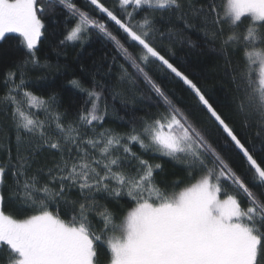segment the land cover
I'll use <instances>...</instances> for the list:
<instances>
[{
	"label": "snow or ice",
	"instance_id": "1",
	"mask_svg": "<svg viewBox=\"0 0 264 264\" xmlns=\"http://www.w3.org/2000/svg\"><path fill=\"white\" fill-rule=\"evenodd\" d=\"M91 6L92 11L98 10L114 22L119 37L73 0H47L46 4L40 0H0V39L6 33H17L19 44L26 49L17 66L20 83L2 98L5 105L13 106L17 155L15 163L9 159L0 164V185L5 184L11 170L8 199L32 213L16 219L0 207V264H98V248L105 245L110 253L108 264H264V199L153 77V72L173 77L191 90L223 134V146L242 154L252 173L250 182L264 192V166L253 155L264 153V136L258 133L260 144L246 147L206 94L172 62L171 49L166 56L155 43L157 35L183 42V33L189 30L199 31L209 44L219 40L238 93V109L246 118L255 114L264 131V47L257 46L264 45V0H226L223 11L217 0H119L127 19L101 0H85V7ZM128 6L134 11H127ZM57 7L67 10L76 21L66 41H79L83 34L97 30L133 70L129 72L122 64L121 81L135 88L142 80L165 111L127 134H113L109 129L95 132L94 122L103 121L108 113L106 102L103 112L100 109L103 92L96 90L103 86L94 81L88 89L74 79L72 86L86 92L88 99L77 120L67 125L61 114L52 110L55 96L46 100L29 91L22 93L27 108L48 114V127L54 123L60 134L56 139L46 135V122L21 110L22 100L17 95L25 87L27 66L39 65L36 49L44 35V16L54 14ZM136 10L145 11L138 21ZM157 12L167 13L159 17L170 25L165 31L157 27ZM244 18L249 23L242 28ZM176 22L182 24L180 29L175 28ZM225 26L231 33L226 38ZM126 43L136 51H130ZM237 53L243 65L232 68L230 56ZM15 75L7 73L5 84ZM89 128L94 135H88ZM135 145L144 155L152 153L185 165L190 170L185 179L195 182L166 193L156 178L162 165L133 152ZM45 148L59 152V160L47 171L41 167L30 175L32 164ZM41 176H47L43 183ZM182 183L184 179H177L171 185L175 188ZM101 193L113 201L127 197L132 203L119 223L116 212L97 201ZM241 196L247 207L242 205ZM4 200L0 190V202ZM62 212L71 213V219H62ZM93 213L102 224L98 231L94 230Z\"/></svg>",
	"mask_w": 264,
	"mask_h": 264
},
{
	"label": "trees",
	"instance_id": "2",
	"mask_svg": "<svg viewBox=\"0 0 264 264\" xmlns=\"http://www.w3.org/2000/svg\"><path fill=\"white\" fill-rule=\"evenodd\" d=\"M82 10L89 12L95 19L107 24L110 31L118 37L120 33L114 22H109L106 14L99 11H92L91 7H85V0H73ZM41 4H46L40 0ZM106 7L123 19H127L123 9L119 6V0H101ZM226 0H217V4L221 6ZM146 10V6H143ZM127 11L133 12L132 6L127 7ZM135 20H140L145 15V11L136 10L134 12ZM157 17V27L161 31H165L170 25L165 21H161V15L167 16L166 12L155 13ZM135 22V21H133ZM44 35L37 45L36 56L39 58V65L33 66L29 64L24 72L25 87L19 90L18 100H22L21 110L30 113L34 118L44 120L46 127V135L56 139L60 134L55 130V124L52 123L48 127V114L40 109L29 110L26 100L22 99V93L29 91L32 94L48 99L55 96V104L52 110L59 112L63 118V123L75 122L78 113L85 108V101L88 99L86 92L72 86L70 81L78 80L84 88L91 89L93 82L102 85L97 91H102L104 99L100 101V109L103 112L105 102L108 105V113L103 121L94 122L95 132L109 129L113 134H127L133 127L140 129L143 122L150 121L165 111L162 103L158 101L155 94L151 93L142 80L137 82L135 88L129 83L121 81V65L128 68L129 72L133 70L127 65L124 59L118 54L112 42L105 39L97 30H91L82 35L79 41H66L67 32L75 25L76 21L71 18L67 10L57 7L53 13H46L44 16ZM249 23V19H243V26ZM175 28L180 29L182 24L175 23ZM231 33L225 26V38ZM184 41L179 39L169 40L167 38L160 39L157 35L156 46L162 51V54L169 55V49L174 53L172 62L183 71L189 79L206 94L210 103L216 108L221 116L232 126L246 147L251 149L253 144H260V136H264L261 125L257 122L258 117L253 114L246 118L237 106V95L235 86L231 78V69L226 64L225 55L220 51V41L214 45L207 43L199 31L189 30L183 33ZM122 42L123 38L121 37ZM191 40L192 44H188L187 40ZM64 41V43H61ZM126 47L132 52L136 48L130 43H126ZM264 47V45H257ZM26 56V49L19 44V36L17 33H6L5 38L0 39V164H4L11 159L15 163L17 155L16 131L11 119L12 105H5L3 96L8 89L16 88V84L20 83V74L18 64ZM232 68L243 65L240 54L230 56ZM257 68V72H258ZM9 72H16L12 81L5 84V76ZM154 79L165 89L173 102L182 108L194 126L200 128L208 136L210 142L217 147L225 160L235 170V172L248 183L258 195L264 199V192L259 187H255L251 182V171L248 169L245 158L242 154L234 149L225 148L223 134L216 125L209 120L206 110L200 106L196 97L187 86L181 81L170 76H163L158 72H153ZM13 94H17L15 91ZM90 103L87 107H90ZM83 132L84 129H81ZM88 135H94L92 128L87 129ZM27 147V146H25ZM24 151V149H21ZM132 151L141 155L143 159L149 160L151 163H159L162 165V171L156 173L158 184L162 190L170 194L173 191H179L188 183H194L195 179L188 181L186 178L190 171L185 165L171 160L168 157H161L143 151L138 145L132 147ZM122 152V150H121ZM10 153V155H9ZM117 153H113L116 155ZM254 158L264 166V153L254 152ZM60 158V153L47 148L40 152L32 168L29 170L31 175L36 169L41 167L47 171V168L53 166ZM200 173H197L198 178ZM47 179V176H41V183ZM177 179H184V183L178 187H172L171 182ZM12 184L11 170L5 177V184L0 185L3 190L5 200L0 202L5 214L12 215L16 219H23L31 212L22 211L18 203L8 199V187ZM74 197L77 196L73 192ZM100 205H107L116 212V222L119 223L127 211L133 206L127 197L121 198L119 201H113L107 198L106 194L101 193L96 196ZM242 205L247 207V202L243 196L240 197ZM55 211V206H52ZM62 219L70 220L71 213L64 214ZM94 230L98 231V227H102L93 213ZM107 235H111L108 233ZM105 236V239L107 238ZM98 264H108L110 253L105 246L98 248Z\"/></svg>",
	"mask_w": 264,
	"mask_h": 264
},
{
	"label": "rangeland",
	"instance_id": "3",
	"mask_svg": "<svg viewBox=\"0 0 264 264\" xmlns=\"http://www.w3.org/2000/svg\"><path fill=\"white\" fill-rule=\"evenodd\" d=\"M44 3H47V0H43ZM102 22V21H101ZM71 30V29H70ZM258 68V67H257ZM259 70V69H258Z\"/></svg>",
	"mask_w": 264,
	"mask_h": 264
}]
</instances>
